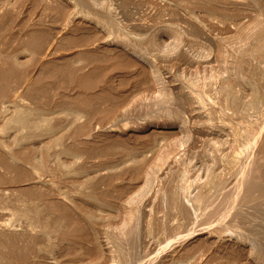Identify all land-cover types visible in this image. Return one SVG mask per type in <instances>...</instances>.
I'll use <instances>...</instances> for the list:
<instances>
[{"label": "rangeland", "instance_id": "374dc122", "mask_svg": "<svg viewBox=\"0 0 264 264\" xmlns=\"http://www.w3.org/2000/svg\"><path fill=\"white\" fill-rule=\"evenodd\" d=\"M261 215L264 0H0V264H264Z\"/></svg>", "mask_w": 264, "mask_h": 264}, {"label": "bare ground", "instance_id": "6f19581e", "mask_svg": "<svg viewBox=\"0 0 264 264\" xmlns=\"http://www.w3.org/2000/svg\"><path fill=\"white\" fill-rule=\"evenodd\" d=\"M235 99H236V98H235ZM233 100H234V99H233ZM16 116H17V115H16ZM16 116H15V117H16ZM24 117H25V116H22V115L20 114V116H18L16 119L14 118V119H15L16 121H18V122H25V118H26V117H25V118H24ZM211 182H212V181H211ZM211 184H212V183H211ZM209 188H210V187H209ZM257 188H258V187H257ZM215 201H216V200H215ZM228 201H229V200H228ZM243 210H244V209H243ZM253 210H254V209H253ZM241 213H242V212H241ZM217 214H218V213H217ZM247 214H248V213H247ZM256 214H257V213H256ZM244 215L246 216L245 212H244ZM241 216H242V214H241ZM241 216H240V217H241ZM261 216H262V215H261ZM242 217H243V216H242ZM247 217H248V216H247ZM247 217H246V218H247ZM249 217H250V214H249ZM256 217H257V216H255V218H256ZM259 217H260V216H259ZM263 217H264V216H262L261 218L264 219ZM236 218H237V217H236ZM244 218H245V217H244ZM255 218H254V219H255ZM262 219H260V220H262ZM236 220H237V219H236ZM263 221H264V220H263ZM263 221H262L261 224H263ZM254 222H255V221H254ZM242 223H243V222H242ZM250 224H251V223H250ZM254 224H257V223L255 222ZM254 224L252 223V225H254ZM258 224L261 226L260 223H258ZM256 226H257V225H255V227H256ZM251 227H252V226H251ZM253 227H254V226H253ZM263 227H264V226H263ZM257 228H258V227H257ZM260 228H262V226H261ZM260 228H259V230H260ZM252 230H253V229H252ZM252 230H250V232H251ZM254 230H255V229H254ZM254 230H253V231H254ZM257 230H258V229H257ZM259 232H260V231H259ZM261 232H262V229H261ZM256 233H257V232H256ZM262 233H263V232H262ZM262 233H261V234H262ZM258 235H260V234H258ZM258 235H257V237H259ZM259 238H260V237H259ZM260 239H261V238H260Z\"/></svg>", "mask_w": 264, "mask_h": 264}]
</instances>
